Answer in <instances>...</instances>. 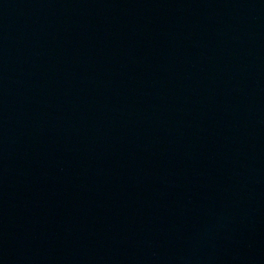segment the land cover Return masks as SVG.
<instances>
[{"label":"water","instance_id":"water-1","mask_svg":"<svg viewBox=\"0 0 264 264\" xmlns=\"http://www.w3.org/2000/svg\"><path fill=\"white\" fill-rule=\"evenodd\" d=\"M0 264H264V0H0Z\"/></svg>","mask_w":264,"mask_h":264}]
</instances>
